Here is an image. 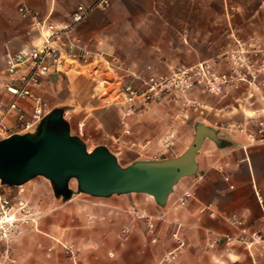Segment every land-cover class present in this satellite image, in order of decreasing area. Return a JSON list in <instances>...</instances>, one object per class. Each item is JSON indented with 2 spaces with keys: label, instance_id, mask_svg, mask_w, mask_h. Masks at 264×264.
Returning a JSON list of instances; mask_svg holds the SVG:
<instances>
[{
  "label": "crops",
  "instance_id": "0c3cea01",
  "mask_svg": "<svg viewBox=\"0 0 264 264\" xmlns=\"http://www.w3.org/2000/svg\"><path fill=\"white\" fill-rule=\"evenodd\" d=\"M95 1L0 0V68L5 70V53L23 52L39 43L38 32L32 28L29 19L20 17L18 6H27L40 19L50 23L66 25L71 22L76 6L90 7ZM263 4L264 1L259 7ZM214 7L218 8L215 12L212 11ZM260 20L264 25V18ZM228 21L227 0H109L108 8L92 10L73 29L71 36L86 49L117 57L133 70L144 72L146 67H151V71L145 74H166V68L172 64L194 65L213 59H204L203 55L222 53V43L228 37L225 32L206 33L199 27L206 23L226 24ZM55 77L52 75L48 80ZM41 85L36 90L38 95ZM225 97L217 99V103H221L220 108L215 109L208 103L214 101V97L210 101L206 99L202 105L214 109V114L220 119L230 118L233 112H225L228 107ZM169 99L152 104H161ZM192 102L199 105L200 101L195 98ZM247 107L244 112L262 116L260 108ZM151 115L152 112L142 116L150 118ZM205 122L195 123L194 130L197 124L212 129L219 144L204 139L195 157L196 173L179 180L164 206H158L153 197L144 194L153 200L146 208V215L151 220L161 221L157 223L155 242L143 235L140 237L132 228L131 237L125 243L115 245L110 253L105 249L83 251L88 255L89 264H264L263 242L246 248L238 241L230 246L219 241L208 247L211 238L221 235L249 241L252 232L261 231L264 238V140L250 143L245 129L241 130V124L232 130L233 125L229 122L218 126L214 116L206 118ZM130 124L133 127L132 121ZM107 132L112 133L111 129ZM147 135L151 136L150 133ZM122 136L125 135L121 134L119 140ZM107 137L110 138L109 143H116L113 135ZM125 137L127 143L139 141L137 144L142 148H149L151 144L150 140L142 141L132 131ZM107 143L98 145L108 148ZM185 192L191 194L186 205L174 206L175 199ZM229 218L240 220L242 226L233 227L227 220ZM241 230H245V234ZM179 241L185 245L181 250H177ZM93 245L100 246L99 243ZM172 251L175 252L174 258L169 262L163 261L164 255Z\"/></svg>",
  "mask_w": 264,
  "mask_h": 264
},
{
  "label": "rangeland",
  "instance_id": "374dc122",
  "mask_svg": "<svg viewBox=\"0 0 264 264\" xmlns=\"http://www.w3.org/2000/svg\"><path fill=\"white\" fill-rule=\"evenodd\" d=\"M263 1L227 0L229 21L226 24L206 23L199 27L206 33L212 31L215 34L222 30L228 36L222 43V53L203 55L204 59H213L199 62L210 63L217 75L226 76L228 81L220 86L219 91L209 93L203 83L195 84L185 93L170 95L167 102L149 105L141 113L136 111L125 118L130 131L142 141H151L149 148H142L137 144L139 141L127 143L126 135L116 143H109L110 138L107 136L119 138L123 129L118 109L105 106L98 99L102 89L92 77L101 75L93 74L99 65L88 68L71 65L66 76L56 75L55 79L44 81L40 95L47 102L50 111L59 109L66 113L64 120L70 127V135L78 138L86 146L88 153L100 146L98 144L108 141L106 149L121 167L129 166L133 160L154 161L179 156L191 143L194 124L206 123V118L211 116L217 119L218 126L229 122L233 125L232 130H236V126L241 124V130L245 129L248 141H251L248 135H254L256 142L259 139L257 123L264 121V25L260 20L261 17L264 18V4L259 7ZM217 9L214 7L212 11ZM218 49L220 52V48ZM178 65L194 66L182 63L171 66ZM250 73L257 75L254 83L249 81ZM243 74L245 80L241 81ZM4 77L3 67L0 68V111L8 103L2 88ZM193 96L200 101L199 105L192 102ZM220 96H226L224 99L228 107L225 112H233L230 118L220 119L214 114V109L210 110L202 105L206 99L210 101L214 97V101L208 103L213 104L215 109L220 108L221 103H217ZM247 104L250 108H260L262 116L255 117L244 112L243 109L249 107ZM151 112L150 118L142 116ZM13 121V116L7 117L8 124ZM109 129L112 133L107 132ZM167 131L174 133L175 144L172 151L161 155L159 142ZM69 189L72 195L68 199L56 197L51 183L41 176L34 177L21 186L0 183V195L10 201L12 211L18 219L17 228L10 232L7 240L0 242V251L7 249L14 264H89L88 255L83 254V251L105 249L110 253L115 245L125 243L131 237L132 228L140 237L143 235L155 242L157 223L161 221L151 220L146 215V208L153 203L151 198L144 194L92 197L78 193L74 179L69 182ZM24 220L26 222H22ZM94 243H99L100 246H94ZM184 247L183 244L181 249ZM168 253L163 257L165 262L170 261L165 260Z\"/></svg>",
  "mask_w": 264,
  "mask_h": 264
},
{
  "label": "built area",
  "instance_id": "2783aa9c",
  "mask_svg": "<svg viewBox=\"0 0 264 264\" xmlns=\"http://www.w3.org/2000/svg\"><path fill=\"white\" fill-rule=\"evenodd\" d=\"M108 7L109 0H96L90 7L78 5L71 14L69 24L56 25L46 19H40L27 6H18L20 17L29 19L32 28L38 32L39 43L31 45L23 52H7L4 55L3 90L8 103L0 111V139H6L13 134L33 133L50 112L47 102L36 94L37 88L52 75L66 76L72 68L71 65L75 64L80 68L99 65L93 74L101 73V75L92 77V80H95L102 89L98 99L103 102V105L118 109L123 129L122 135L130 133L128 124L124 121L125 118L136 111H141L149 104L159 102L176 93H185L195 84L203 83L205 90L212 93L219 91L220 86L227 83L226 76L217 75L208 62L192 67L170 66L167 74H145L151 71V67H146L144 72L136 71L126 66L117 57H108L86 49L71 36L73 29L82 23L92 10H105ZM262 69L264 71V65ZM250 75L249 81L254 83L257 75L255 73ZM240 80H245L244 74ZM65 114L64 112L63 118ZM8 116L14 117L13 123H7ZM257 134L259 137L257 141H263L264 121L257 123ZM248 137L251 138L250 143L255 142L254 135H248ZM118 140L119 138L115 139L116 142ZM159 143L161 155L172 151L175 144L174 133L167 131ZM225 181H228V178L225 177ZM190 197L191 194L185 192L175 199L173 205L184 206ZM12 210L10 201L0 195V242L7 240L10 232L17 228L18 219ZM227 220L233 227L242 226L240 220L233 218ZM241 232L245 234V230ZM219 241H222L225 246L238 241L246 248H250L253 244L264 243V238L261 231L252 232L249 235V241L245 238L235 239L229 235H221L211 238L208 247H213ZM182 246L183 243L179 241L177 250H180ZM174 256V251L170 252L165 256V260H172ZM14 263L7 249L0 251V264Z\"/></svg>",
  "mask_w": 264,
  "mask_h": 264
},
{
  "label": "water",
  "instance_id": "95a60500",
  "mask_svg": "<svg viewBox=\"0 0 264 264\" xmlns=\"http://www.w3.org/2000/svg\"><path fill=\"white\" fill-rule=\"evenodd\" d=\"M206 138L219 144L212 129L197 124L191 143L179 156L121 167L104 146L88 153L70 135L62 110L54 109L33 133L0 140V183L21 186L41 176L51 183L56 197L68 199L72 195L69 182L74 179L78 193L97 198L146 194L164 206L179 180L196 173L195 157Z\"/></svg>",
  "mask_w": 264,
  "mask_h": 264
},
{
  "label": "bare ground",
  "instance_id": "6f19581e",
  "mask_svg": "<svg viewBox=\"0 0 264 264\" xmlns=\"http://www.w3.org/2000/svg\"><path fill=\"white\" fill-rule=\"evenodd\" d=\"M148 196H150V195H148ZM152 197V196H151Z\"/></svg>",
  "mask_w": 264,
  "mask_h": 264
}]
</instances>
